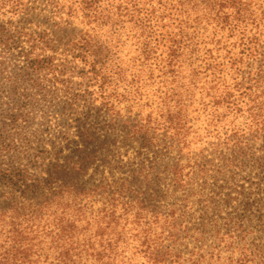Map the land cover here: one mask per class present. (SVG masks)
Segmentation results:
<instances>
[{"label": "trees", "instance_id": "1", "mask_svg": "<svg viewBox=\"0 0 264 264\" xmlns=\"http://www.w3.org/2000/svg\"><path fill=\"white\" fill-rule=\"evenodd\" d=\"M33 1L0 0V82L11 84L6 103L0 89V264H264V204L243 196L242 213L227 212L237 199L217 185L225 177L234 185L251 141L264 145V1L176 0L174 12L160 11L165 4L157 0V30L185 18L176 33L158 37L149 25L154 10L136 9L137 0H42L61 23L28 34L12 19ZM190 22L245 50L232 51L228 80L209 65L208 85L192 84ZM154 37L156 82L146 65ZM243 55L256 65L246 79ZM147 81L156 86L154 110L142 101ZM58 93L67 97L65 127L49 140L47 126L21 135L28 108ZM126 103L136 110L124 116L118 107ZM195 104L222 162L210 198L211 162L200 150L192 155ZM223 145L227 156L218 153ZM131 149L135 156L123 159ZM262 168L263 161L260 181ZM192 205L200 206L198 223Z\"/></svg>", "mask_w": 264, "mask_h": 264}, {"label": "rangeland", "instance_id": "2", "mask_svg": "<svg viewBox=\"0 0 264 264\" xmlns=\"http://www.w3.org/2000/svg\"><path fill=\"white\" fill-rule=\"evenodd\" d=\"M140 0H137V6L136 9H144V12L149 10H154V21H150L149 25L150 27L154 26V31L157 32L156 37L159 36V34L164 33L167 31L168 33L174 34L176 33L175 27L180 26L179 21L184 20L185 18L180 14L179 16H174L173 20L171 22H163L164 25H166L168 28L164 30H157V27H161V25H157V21H155V18L158 17L159 14V8L160 6H156L157 0H141V3L139 4ZM249 1L251 4V7L258 6L261 4L257 0H244ZM264 1V0H263ZM42 0H35L31 2V4L27 5L28 13L23 16H15L12 19V23L14 26L18 27L21 26L24 28V31L28 34H35V33H42V32H51V25L53 23H61L60 19L57 18L52 14V11L50 7L44 5L42 3ZM162 2L165 4L160 8L164 11H171L177 12L174 10L173 6L174 3H176V0H162ZM188 2V1H186ZM129 9H132L133 6L128 5ZM261 7V6H260ZM178 8L183 11L184 8L180 5H178ZM143 12V11H141ZM152 13V12H151ZM190 18V17H189ZM189 23V21H187ZM130 27V24H126V27ZM203 25L191 23L188 27V35L192 33V45L191 49L193 51L191 55V61L193 65L195 66V71L197 74V79L195 81H192V84L194 87H197V83H205V85H208V82L212 80L211 77H209L211 74L210 72H207L206 75L204 74V70L209 66L212 65V67H219L217 70L222 69V73H220L222 76L225 77V80L229 79V74H231V68L229 65V59L234 57V54L232 51L234 50L235 41H227L225 42V39H221V37H214V35H217L216 32L213 30H208L204 34L202 33ZM55 29H52L54 31ZM105 35V34H104ZM106 36V35H105ZM122 39L127 38L126 36L121 37ZM155 37L152 41H150L149 49H152V56L149 57V59L146 62V65L148 66V76L152 78V80L155 78L156 75H158V69L160 67L159 60H157L158 54L156 52V42ZM220 40V43H219ZM129 42H132L129 40ZM138 50H141L142 48H137ZM154 50V51H153ZM242 50V49H241ZM129 48L122 47V54L126 55L128 53L129 58H131V54L128 52ZM236 57H240V54L246 53L245 50H242L240 52L235 51ZM57 59L61 60L63 59V55H61L60 52L56 54ZM239 59V58H238ZM241 61L243 63L242 68L240 67V79H246L249 75H252L253 72L256 69V65L253 63L252 59L246 58L245 55L241 57ZM12 65V64H11ZM215 70V69H214ZM13 71L9 69V73ZM143 73V72H142ZM144 74V73H143ZM146 74L143 75V78L145 80ZM206 76V77H205ZM204 79V80H203ZM157 78L154 79L156 82ZM154 81H147L148 87L146 90L142 93V101L147 102L149 106V110H154L156 106H154V91L156 90V86L154 85ZM74 83L77 81L74 80ZM230 82V81H227ZM11 88V84H7L5 81L0 82V89L2 93V100L4 103H6L10 96L7 94L9 93ZM9 103V102H8ZM67 103V97L63 96L62 94L53 95L50 94L48 99L45 102H37L35 103V107L31 105L27 112L25 113V118L21 121H18L19 125V132L21 135H29L30 133H34L37 129H40L41 127L45 128L50 127L49 132L50 136L47 137V140L53 139L50 138L52 133L56 135V133L59 131L57 128V125L61 127H65L66 122L68 121L65 117L66 114L63 112V109L65 107V104ZM33 107V109H32ZM134 109L136 110V106L130 103L121 104L118 107V110L120 111L121 115H128L129 110ZM147 109V108H146ZM148 110V109H147ZM191 112V111H190ZM135 115V114H134ZM26 117L29 119L27 120ZM190 117L194 119L192 120L191 125L193 128L191 131L196 130L195 132H191L192 135L197 133L196 138L198 139V143L195 144L192 148V155H195L199 150L202 151L201 154H203V157L206 159V161H210L211 164H207V174L205 182L207 183L205 195H207L208 198L212 197L215 193H217L218 186L223 187V193L224 195H228L231 199H237V202L232 201L231 207L232 209H228L227 212H232L234 209L238 208L236 212L239 214L242 213V209L240 207L243 201V196L250 197V201H260L261 204H264V181L261 180V173L258 169L259 166L262 165V161L264 162V151L262 148L264 145H262L261 140H254L249 143L248 147V157L244 164V169L242 171H235V181L233 182V186L231 187L230 183H227V177L223 178V180L218 181L216 186L211 178L215 173L214 171L218 169L217 167L222 166V162H220V158H218V155L215 154L213 151L212 145L208 142L207 139H205V122L204 116L201 112H199V105L195 104L193 106V110L190 113ZM196 118V119H195ZM23 121V122H22ZM44 123V124H43ZM43 124V125H42ZM42 125V126H40ZM46 137V136H44ZM228 145H223L222 149L219 150L218 153L222 154V156H227L228 151L226 148H228ZM135 156L134 149H131L128 151L127 155H125L123 159H132ZM260 159L261 164L259 165L256 161ZM259 165V166H258ZM264 170V168H262ZM225 170H228L225 168ZM223 177V176H222ZM203 181H198L195 184H193L192 189L195 191L199 190L197 186H200ZM242 196V197H241ZM197 197H194L192 200L196 199ZM238 206V207H237ZM260 206V205H259ZM190 216L193 223L199 222V216H200V206L192 205L190 211ZM264 214V212H262ZM187 249H194V245L191 244V242L186 243Z\"/></svg>", "mask_w": 264, "mask_h": 264}]
</instances>
